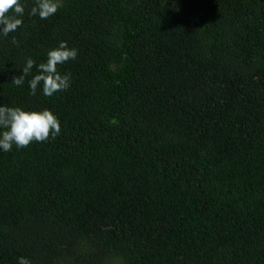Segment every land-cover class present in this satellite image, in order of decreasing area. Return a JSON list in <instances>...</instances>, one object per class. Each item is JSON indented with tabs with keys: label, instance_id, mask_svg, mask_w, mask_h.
Wrapping results in <instances>:
<instances>
[{
	"label": "trees",
	"instance_id": "trees-1",
	"mask_svg": "<svg viewBox=\"0 0 264 264\" xmlns=\"http://www.w3.org/2000/svg\"><path fill=\"white\" fill-rule=\"evenodd\" d=\"M21 2L0 106L62 131L0 150V264H264V0ZM61 42L68 90L13 84Z\"/></svg>",
	"mask_w": 264,
	"mask_h": 264
},
{
	"label": "clouds",
	"instance_id": "clouds-1",
	"mask_svg": "<svg viewBox=\"0 0 264 264\" xmlns=\"http://www.w3.org/2000/svg\"><path fill=\"white\" fill-rule=\"evenodd\" d=\"M63 7V0H35V6L29 15L49 19ZM25 7L21 0H0V35L8 36L22 25ZM14 44L18 42L13 38ZM78 50L69 48L67 42L50 50L46 62L36 65V61L28 58L22 75L13 77V84L20 87L25 83L32 69L37 73L28 81L30 95L35 96L41 90L46 97H52L58 92L66 91L71 86V74H61L58 66L77 59ZM61 122L50 111H26L20 107L0 106V150L11 151L13 146L27 148L33 142L44 143L55 140L61 134ZM19 264H31L27 258L21 257Z\"/></svg>",
	"mask_w": 264,
	"mask_h": 264
}]
</instances>
